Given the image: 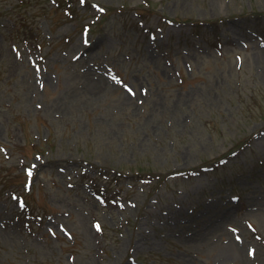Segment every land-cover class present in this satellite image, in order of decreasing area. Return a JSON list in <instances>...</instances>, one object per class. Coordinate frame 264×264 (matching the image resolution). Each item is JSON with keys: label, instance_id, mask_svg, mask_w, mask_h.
<instances>
[{"label": "rangeland", "instance_id": "1", "mask_svg": "<svg viewBox=\"0 0 264 264\" xmlns=\"http://www.w3.org/2000/svg\"><path fill=\"white\" fill-rule=\"evenodd\" d=\"M0 264H264V0H0Z\"/></svg>", "mask_w": 264, "mask_h": 264}, {"label": "snow or ice", "instance_id": "2", "mask_svg": "<svg viewBox=\"0 0 264 264\" xmlns=\"http://www.w3.org/2000/svg\"><path fill=\"white\" fill-rule=\"evenodd\" d=\"M101 11H103V9H101ZM129 91L131 92V89H129ZM29 175H31V172H29ZM21 206H23V204H21ZM97 229L99 230V225H97Z\"/></svg>", "mask_w": 264, "mask_h": 264}, {"label": "bare ground", "instance_id": "3", "mask_svg": "<svg viewBox=\"0 0 264 264\" xmlns=\"http://www.w3.org/2000/svg\"><path fill=\"white\" fill-rule=\"evenodd\" d=\"M208 237H209V235H208ZM208 237H206V238H208ZM189 240H191V238H189Z\"/></svg>", "mask_w": 264, "mask_h": 264}]
</instances>
